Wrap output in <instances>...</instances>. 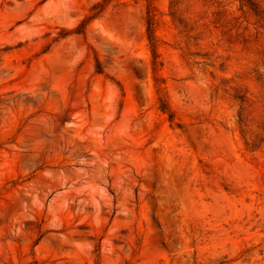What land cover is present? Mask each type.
Wrapping results in <instances>:
<instances>
[{"label": "rangeland", "instance_id": "rangeland-1", "mask_svg": "<svg viewBox=\"0 0 264 264\" xmlns=\"http://www.w3.org/2000/svg\"><path fill=\"white\" fill-rule=\"evenodd\" d=\"M0 264H264V16L0 0Z\"/></svg>", "mask_w": 264, "mask_h": 264}, {"label": "trees", "instance_id": "trees-1", "mask_svg": "<svg viewBox=\"0 0 264 264\" xmlns=\"http://www.w3.org/2000/svg\"><path fill=\"white\" fill-rule=\"evenodd\" d=\"M239 2V9L244 10L247 9L251 11L255 16L261 17L262 15L264 16V9L261 8L258 4L255 3L254 0H238ZM146 34L149 42V47L151 50L153 62H156L157 58V49H156V37L154 35V18L152 14V10L149 8L146 14ZM162 103H165L163 99H161ZM163 107L161 109H166L164 105L162 104Z\"/></svg>", "mask_w": 264, "mask_h": 264}]
</instances>
